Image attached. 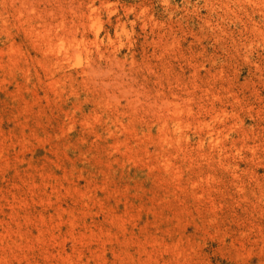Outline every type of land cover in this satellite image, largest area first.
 Returning a JSON list of instances; mask_svg holds the SVG:
<instances>
[{
	"label": "rangeland",
	"instance_id": "374dc122",
	"mask_svg": "<svg viewBox=\"0 0 264 264\" xmlns=\"http://www.w3.org/2000/svg\"><path fill=\"white\" fill-rule=\"evenodd\" d=\"M0 264H264V0H0Z\"/></svg>",
	"mask_w": 264,
	"mask_h": 264
}]
</instances>
